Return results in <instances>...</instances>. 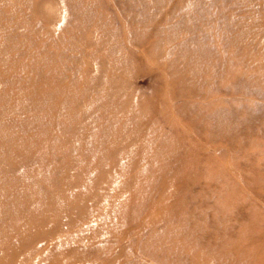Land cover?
Masks as SVG:
<instances>
[{"label":"rangeland","instance_id":"1","mask_svg":"<svg viewBox=\"0 0 264 264\" xmlns=\"http://www.w3.org/2000/svg\"><path fill=\"white\" fill-rule=\"evenodd\" d=\"M0 264H264V0H0Z\"/></svg>","mask_w":264,"mask_h":264},{"label":"bare ground","instance_id":"2","mask_svg":"<svg viewBox=\"0 0 264 264\" xmlns=\"http://www.w3.org/2000/svg\"><path fill=\"white\" fill-rule=\"evenodd\" d=\"M238 249V248H237Z\"/></svg>","mask_w":264,"mask_h":264}]
</instances>
